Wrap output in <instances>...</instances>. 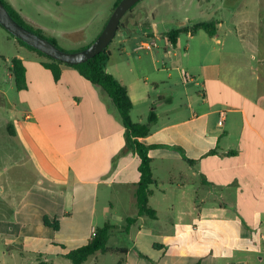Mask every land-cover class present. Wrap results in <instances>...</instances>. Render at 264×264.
<instances>
[{"label":"crops","instance_id":"0c3cea01","mask_svg":"<svg viewBox=\"0 0 264 264\" xmlns=\"http://www.w3.org/2000/svg\"><path fill=\"white\" fill-rule=\"evenodd\" d=\"M6 1L76 50L100 34L115 2ZM226 1L183 12L185 26L211 22L215 32L181 33L183 56L180 35L171 46L164 33L175 59L155 75L133 74L127 61L130 47L154 37V5H134L106 48L105 70L125 87L132 122L156 117L140 139L150 147L151 216L138 213L139 160L104 90L66 65L55 80L14 38L5 56L0 40V264H71L63 255L104 224L112 226L108 251L83 264L112 254L116 264H264V0ZM113 54L119 66L110 65ZM13 58L25 68L20 91L13 76L4 80Z\"/></svg>","mask_w":264,"mask_h":264},{"label":"trees","instance_id":"16d2710c","mask_svg":"<svg viewBox=\"0 0 264 264\" xmlns=\"http://www.w3.org/2000/svg\"><path fill=\"white\" fill-rule=\"evenodd\" d=\"M120 0H115L111 12L118 5ZM0 3L4 6L11 18L18 23L23 28L34 33L37 36L43 37L51 44L56 46L58 49L62 50L56 43L55 39L49 38L43 35L40 30L33 29L29 26L19 15V12L15 11L13 7L6 1L0 0ZM132 9V8H131ZM130 9V10H131ZM129 10V11H130ZM120 26V23H119ZM0 28H2L0 26ZM3 29V28H2ZM4 30V29H3ZM197 31H204L209 36H212L215 32V24L208 22L195 23L190 27L185 26L184 24L179 25L178 27L171 29L165 34L168 43L171 46H175L178 36L181 33H190L194 34ZM9 34V33H7ZM9 36H11L9 34ZM14 38L13 36H11ZM16 39V38H14ZM17 40V39H16ZM22 46L34 51L38 56L46 60L42 65L47 68L53 78L56 80L60 75V65H66L61 62L54 61L49 57L45 56L41 52L27 46L23 42L17 40ZM86 48V47H84ZM81 48L79 50H82ZM64 51V50H62ZM78 51V50H77ZM70 52V51H65ZM110 53L107 49L103 50L92 59L80 65H66L69 67L75 68L79 74L90 82V84L97 85L101 87L104 92L110 98L114 108L116 109L120 121L125 129V143L129 150L135 153L139 160L138 172H139V181L136 186V206L139 214H145L148 216L154 215V212L148 207V197L151 193L150 186L154 184L152 178V171L148 156L149 146L145 145L140 141L148 136L150 132V126L156 121V117L153 113H150L147 119V123L138 124L133 123L130 118V111L132 109V103L128 97L125 87L121 86L119 82L111 75L108 74L105 70L106 63L109 60ZM11 63V74L14 79V85L17 91L23 90L26 88L25 81V68L22 62L18 58H13L10 61ZM44 224L50 225L47 219H45ZM56 228V223L53 225ZM112 229V226L109 224H104L101 227L95 229L93 237L83 246L69 251L63 255L71 264H83L89 256L95 254L96 252L106 253L108 248L106 246L107 240L109 237V232ZM122 252L126 253V249H121Z\"/></svg>","mask_w":264,"mask_h":264},{"label":"rangeland","instance_id":"374dc122","mask_svg":"<svg viewBox=\"0 0 264 264\" xmlns=\"http://www.w3.org/2000/svg\"><path fill=\"white\" fill-rule=\"evenodd\" d=\"M149 1V2H147ZM200 0H140L139 3L135 6L136 8L140 5H143L142 7H145V3H148L151 6H155L157 10V14L154 16V19L151 23H153V30H154V37L146 38L143 41L152 42L154 41L156 43V47L153 48L152 51H146V50H138L135 51L132 50V47L129 49V57L127 58L128 66L133 69V74L136 75H155L159 69L163 68V64H166V68L171 67V64L168 62V57H170L172 60H174V49L171 47L165 48L164 45V33H167L171 29H174L181 25L182 23L179 21L181 19V15L186 13L188 16H193L196 13V7L199 6ZM230 0H227L226 3H228ZM225 3V2H224ZM122 20V19H121ZM124 21V19L122 20ZM64 26H68L72 24L71 22L64 21ZM187 23V22H186ZM68 24V25H67ZM121 26H119V29L117 31V35H119ZM0 34L4 38H0L2 41V51L5 52V56H10L9 54H13L12 47L10 46V43H16V41L7 34L5 30L0 28ZM187 36L185 34L180 35L179 37V48H177L178 56H183L184 53V47L186 44V38ZM13 41V42H12ZM59 47L64 51H70L75 52L77 51L75 46L66 45L62 42L58 43ZM152 53H155L156 55V62L154 61L152 57ZM117 55L113 54L110 65L113 66L114 64H118V66L123 62L120 59L116 58ZM6 58V57H5ZM5 62L6 66L8 67L7 70H5V82L8 81V77L12 76L9 75V61ZM154 63V64H153ZM156 68L157 70H155ZM136 71V73H135ZM166 74V73H165ZM5 154V151L3 147H0V155ZM120 244L124 246H130V241H128L126 238H120L119 240ZM147 258V257H146ZM149 259V258H147ZM117 258L114 254L107 255L105 258L100 261L99 258L97 261L89 260L85 264H116ZM151 262L152 260L149 259Z\"/></svg>","mask_w":264,"mask_h":264},{"label":"water","instance_id":"95a60500","mask_svg":"<svg viewBox=\"0 0 264 264\" xmlns=\"http://www.w3.org/2000/svg\"><path fill=\"white\" fill-rule=\"evenodd\" d=\"M140 0H120L111 12L105 26L94 41L82 50L65 52L58 49L43 37L16 23L0 3V26L11 36L27 46L41 52L50 59L66 65H80L102 52L114 39L122 17Z\"/></svg>","mask_w":264,"mask_h":264},{"label":"built area","instance_id":"2783aa9c","mask_svg":"<svg viewBox=\"0 0 264 264\" xmlns=\"http://www.w3.org/2000/svg\"><path fill=\"white\" fill-rule=\"evenodd\" d=\"M155 47H156V43L154 41H152V42L142 41L137 46V49L138 50L152 51L153 48H155ZM221 116H223V113H221ZM218 124L221 125V121H219Z\"/></svg>","mask_w":264,"mask_h":264}]
</instances>
